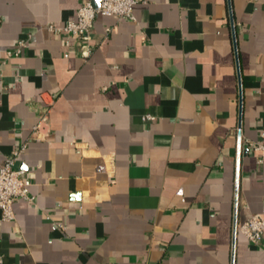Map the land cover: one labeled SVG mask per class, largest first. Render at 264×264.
Returning a JSON list of instances; mask_svg holds the SVG:
<instances>
[{
	"label": "crops",
	"instance_id": "crops-1",
	"mask_svg": "<svg viewBox=\"0 0 264 264\" xmlns=\"http://www.w3.org/2000/svg\"><path fill=\"white\" fill-rule=\"evenodd\" d=\"M85 1L0 0V165L30 197L0 209V264H231L235 220V264H264L239 230L264 216V0H231L241 120L228 0L99 15L89 55L49 30Z\"/></svg>",
	"mask_w": 264,
	"mask_h": 264
},
{
	"label": "built area",
	"instance_id": "built-area-1",
	"mask_svg": "<svg viewBox=\"0 0 264 264\" xmlns=\"http://www.w3.org/2000/svg\"><path fill=\"white\" fill-rule=\"evenodd\" d=\"M98 2L99 4L96 6L94 0H86L78 10L77 20L69 21L61 27L50 25L49 30L57 34L77 37L83 43L84 54L89 55L92 29L97 17L99 15H115L120 18L134 20V6L138 3V0H98ZM24 47H26V43L20 41L13 52L14 56L20 55ZM13 53L8 54L11 56ZM0 76H2L1 66ZM44 122L45 118L36 126L37 133L42 129ZM239 131L241 132V130ZM249 146L264 154V128L261 131L259 141L251 142ZM17 155L15 152L13 155L8 156L5 162L0 165V209L3 219L6 221L15 218L13 204L17 199H30L27 185L23 180V171L15 168ZM239 230L250 242L258 244L264 236V216L260 214L252 215L239 227Z\"/></svg>",
	"mask_w": 264,
	"mask_h": 264
},
{
	"label": "water",
	"instance_id": "water-1",
	"mask_svg": "<svg viewBox=\"0 0 264 264\" xmlns=\"http://www.w3.org/2000/svg\"><path fill=\"white\" fill-rule=\"evenodd\" d=\"M94 4L97 6L99 4L98 0H94ZM229 6V14H230V23H231V30H232V38L234 43V50H235V57L237 63V70H238V78L240 83V120L242 119V108H243V93H242V85H241V73L239 67V57H238V46H237V38H236V27L234 22L233 10H232V3L231 0H228ZM238 165H239V158H238ZM238 180H239V166L237 168V179H236V200H235V213L237 211V200H238ZM236 237H237V222L235 220L234 227H233V247H232V261L231 264H235L236 256H235V249H236Z\"/></svg>",
	"mask_w": 264,
	"mask_h": 264
}]
</instances>
